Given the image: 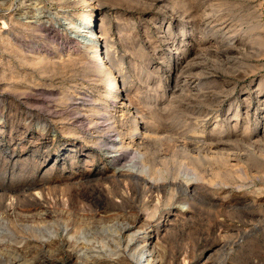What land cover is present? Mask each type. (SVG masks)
<instances>
[{"label":"rangeland","instance_id":"obj_1","mask_svg":"<svg viewBox=\"0 0 264 264\" xmlns=\"http://www.w3.org/2000/svg\"><path fill=\"white\" fill-rule=\"evenodd\" d=\"M88 1L0 0V264H264V0Z\"/></svg>","mask_w":264,"mask_h":264},{"label":"bare ground","instance_id":"obj_2","mask_svg":"<svg viewBox=\"0 0 264 264\" xmlns=\"http://www.w3.org/2000/svg\"><path fill=\"white\" fill-rule=\"evenodd\" d=\"M89 1H94V0H89ZM88 1V2H89ZM101 1V0H100ZM90 3V2H89ZM180 5V4H179ZM175 6V5H174ZM174 8V7H173ZM103 20V19H102ZM104 22V21H103ZM186 26H187V24H186ZM170 27H171V25L169 26V27H167L168 28V32L169 31H171L170 30ZM180 27V26H179ZM179 27H178V29H179ZM96 28H97V26H96ZM101 29L98 31L97 29H94V30H92V35H91V37L88 39L90 42H88V43H85L86 44V47L89 49V50H92L93 52H95V54H98L99 53V48H101V50L102 49H106L107 50V48L109 47H107V44L106 43H104V45H102L101 44V40H104L105 41V39H104V29H103V24H101V27H100ZM180 31H181V35L183 36V37H186V35H187V31L188 30H181L180 29ZM167 32V31H166ZM172 32V31H171ZM98 34H100V36H98ZM172 34V33H171ZM174 34V33H173ZM104 35V36H103ZM172 36V35H171ZM103 41V42H104ZM183 41V40H182ZM99 42V43H98ZM107 42V41H106ZM84 44V45H85ZM105 50V55L106 56H108V54H107V51ZM184 52V51H183ZM182 52V53H183ZM101 53V52H100ZM99 58H100V56L99 55H97ZM180 57V56H179ZM101 59V58H100ZM108 61V60H107ZM188 61V60H187ZM102 62V61H101ZM189 65V64H188ZM103 66H104V64H103ZM186 68V67H185ZM185 70V69H184ZM183 71V70H182ZM111 72L112 71H110V69H109V67L107 66H104L103 67V75L105 76V77H107L108 78V80H109V82L111 83V85L112 86H114V88L117 90V85H116V81H115V79L113 78V76H112V74H111ZM124 75V74H123ZM123 81H124V79H123ZM108 84V83H107ZM123 86V85H122ZM118 90H119V88H118ZM117 90V91H118ZM116 91V92H117ZM128 93V92H127ZM126 93V94H127ZM129 94V93H128ZM115 95V94H114ZM153 95V94H152ZM159 95V94H158ZM121 96V95H120ZM127 96V95H126ZM132 96V95H131ZM131 96H130V98H129V96H127L126 98H127V102H128V104L129 105H132V100H131ZM134 96V95H133ZM155 97V96H154ZM116 98H118L119 99V96H116ZM122 99V98H121ZM135 99V98H134ZM246 99V98H245ZM245 99H243L245 102L247 101V100H245ZM121 102L123 101V100H120ZM243 101V102H244ZM125 102V101H124ZM123 103V102H122ZM124 104V103H123ZM152 104V103H151ZM245 104V103H244ZM151 107H152V105H151ZM150 107V108H151ZM156 108V107H155ZM154 111V110H153ZM149 116H151V115H149ZM164 116V115H163ZM137 117H139L138 115H137ZM141 120V119H140ZM143 120V119H142ZM148 120V119H147ZM236 121V122H238L239 121V117H237V116H233L232 118H230V120L229 121ZM153 121H155V120H153ZM138 122L139 121H137V119H136V117H133V121L131 122V125L133 126V127H135V128H137L138 127ZM235 122V123H236ZM141 123H143V125H144V130L145 131H148V126L146 125V123H144L143 121H141ZM149 124V123H148ZM237 124V123H236ZM249 125V124H248ZM237 126V125H236ZM159 127V126H158ZM247 127V126H246ZM234 128H235V126H234ZM237 128V127H236ZM245 128V127H244ZM138 129V128H137ZM150 129V128H149ZM154 129V128H153ZM152 129V130H153ZM246 129V128H245ZM249 130H250V127L248 128ZM235 131V130H234ZM243 132V131H242ZM246 132V134H247V132L248 133H251V132H249V131H245ZM264 132V131H263ZM125 135V134H124ZM124 135H122V134H118L117 135V137L119 138V139H122V138H124L123 136ZM250 135V134H249ZM264 135V134H263ZM262 136V135H261ZM251 139V138H250ZM123 140V139H122ZM151 141V140H150ZM154 141V140H153ZM168 141V140H167ZM254 142V141H253ZM142 143V144H141ZM141 143H139L140 144V146L142 147V145L144 144V145H150L149 144V142L147 141V140H144V139H141ZM159 143V142H158ZM257 143V141L255 142V144ZM254 144V143H253ZM123 145V144H122ZM153 145V144H152ZM139 146V147H140ZM149 147V146H148ZM121 148H125V147H121ZM142 148H144V147H142ZM147 148V147H146ZM116 151H113V152H111V153H116L117 155L119 154V157L121 156V154H122V152H121V149H115ZM107 152V151H106ZM160 152V151H159ZM124 153V152H123ZM118 157V156H117ZM118 157V158H119ZM124 157V156H123ZM123 161V159H121L120 161H119V164L121 163ZM143 161H145L144 160V156L142 157V158H139L138 159V162H137V164H139V163H141L142 164V162ZM145 163V162H144ZM123 164V163H122ZM137 164L136 165H133V166H131L130 167V170H131V168L133 169L131 172H132V174L130 173V172H128V171H130V170H127L126 169V167L124 166V167H122V169H120V170H118L119 172H121V175H123V176H131V177H139V174L137 173L138 171H137ZM130 166V165H129ZM128 166V167H129ZM148 166V165H147ZM127 167V168H128ZM129 173V174H128ZM140 179V178H139ZM145 181V180H144ZM183 186V185H182ZM184 187V186H183ZM186 188V187H185ZM182 189V188H181ZM187 189V188H186ZM186 191H188V189L186 190ZM119 228V227H118ZM118 228H115V229H117L118 230V233H119V230L120 229H118ZM113 230H114V227H113ZM66 231V230H65ZM120 231H122V229L120 230ZM125 231V230H124ZM113 233H117V232H115V231H113ZM133 237L134 236H132V238H129V240H130V242L131 241H133ZM119 240V239H118ZM43 243H42V245L44 244H47L49 241H42ZM49 244H50V242H49ZM51 245V244H50ZM128 248V247H127ZM129 256L133 259V260H135L136 262H137V264H155V262L153 261V258H152V252H149V249H147V248H144L142 251H141V253H140V255H139V257H136V256H134V255H130L129 254ZM127 257H128V255H127ZM128 260V259H127Z\"/></svg>","mask_w":264,"mask_h":264}]
</instances>
